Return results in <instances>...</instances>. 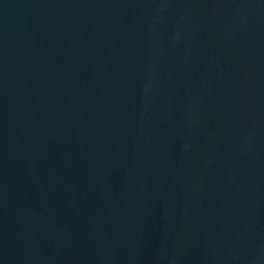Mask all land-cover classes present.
I'll return each instance as SVG.
<instances>
[{"label":"water","instance_id":"1","mask_svg":"<svg viewBox=\"0 0 264 264\" xmlns=\"http://www.w3.org/2000/svg\"><path fill=\"white\" fill-rule=\"evenodd\" d=\"M0 264H264V0H0Z\"/></svg>","mask_w":264,"mask_h":264}]
</instances>
